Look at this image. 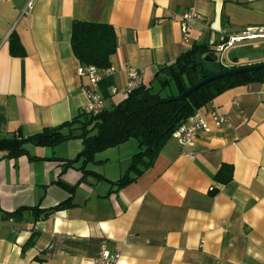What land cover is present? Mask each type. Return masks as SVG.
Listing matches in <instances>:
<instances>
[{
  "label": "crops",
  "instance_id": "0c3cea01",
  "mask_svg": "<svg viewBox=\"0 0 264 264\" xmlns=\"http://www.w3.org/2000/svg\"><path fill=\"white\" fill-rule=\"evenodd\" d=\"M27 2L0 0V139H26L84 112L83 88L92 87L76 74L74 20L115 30L116 49L94 88L105 110L127 96V66L143 69L142 85L177 94L164 67L195 43L212 47L225 67L264 62L222 56L264 38L216 51L231 35L264 29V0H34L30 11ZM191 10L198 18L184 32ZM196 110L209 131L187 147L169 137L121 186L141 150L135 138L85 161L79 138L27 141L14 158L0 146V264H94L103 246L119 253L117 264H264V80L224 89ZM212 111L227 122L216 126ZM222 165L232 169L226 183L216 180Z\"/></svg>",
  "mask_w": 264,
  "mask_h": 264
},
{
  "label": "trees",
  "instance_id": "16d2710c",
  "mask_svg": "<svg viewBox=\"0 0 264 264\" xmlns=\"http://www.w3.org/2000/svg\"><path fill=\"white\" fill-rule=\"evenodd\" d=\"M9 41L11 53H16L14 43ZM226 41V40H225ZM72 52L81 65H94L98 69L109 67V56L116 49L115 30L107 23H96L74 20L70 31ZM215 57L206 61V56ZM176 89L177 94H161L160 90H152L139 85L130 91L125 99L109 110L103 109L96 115L85 112L71 122L62 123L56 127L46 128L40 133L26 139L18 137L0 139V146L7 155L16 157L25 154L23 144L32 141L40 145H53L70 138L82 141L85 160L92 158L95 152L119 145L129 138H135L140 151L134 154L127 172L118 180V186L132 181L143 168L149 166L164 142L197 108L208 104L216 95L234 86L246 84L254 80H264V69L240 73L212 80L190 93L185 101H167L168 97L176 96L184 89L199 80L224 71L227 67L221 65L215 50L205 43H195L176 57L173 63L164 67ZM79 123L78 133L61 132L64 126ZM130 174L133 176L131 177ZM232 169L222 165L216 175V180L226 183L231 179ZM65 202L55 204L45 211L52 213L65 206Z\"/></svg>",
  "mask_w": 264,
  "mask_h": 264
},
{
  "label": "built area",
  "instance_id": "2783aa9c",
  "mask_svg": "<svg viewBox=\"0 0 264 264\" xmlns=\"http://www.w3.org/2000/svg\"><path fill=\"white\" fill-rule=\"evenodd\" d=\"M33 6L34 0H28L26 4V10L30 11ZM197 18L198 13L196 11H186L183 14L182 18V30L185 32L186 29ZM255 38H264V29H246L243 32H240V34L231 35L226 41L216 47V51L222 53L226 48L232 46L237 42H240L245 39ZM126 71L127 84L125 90L123 91L127 95L134 88L141 85V74L143 69L127 66ZM76 74L79 76L86 77L88 80V85L92 87L83 88V91L86 93L87 97L86 105H84V112L90 115H96L100 113L103 110V99L97 92H95L96 90L94 88L97 86L98 82L102 78L101 72L94 65H78V67L76 68ZM112 91L115 92V89H113ZM210 118L216 126L227 122L226 114H220L216 111H212V113H210ZM209 129L210 125L207 120V117L195 110L192 114L185 118V120L177 128H174L170 137L174 138L181 147H187L193 144L196 136L200 131H209ZM98 252L99 253L93 260L94 264H117L119 253L110 252L104 246Z\"/></svg>",
  "mask_w": 264,
  "mask_h": 264
},
{
  "label": "water",
  "instance_id": "95a60500",
  "mask_svg": "<svg viewBox=\"0 0 264 264\" xmlns=\"http://www.w3.org/2000/svg\"><path fill=\"white\" fill-rule=\"evenodd\" d=\"M214 59H215V57H211L209 55L205 57L206 61H212ZM218 60H219V63L222 65L221 58L219 56H218ZM261 69H264V62L245 65V66L227 67L226 70L220 71L217 73H213L212 75L210 74V76H207V77L199 80L197 83H195V84L189 86L188 88L184 89V91H182L178 95L168 97L166 100L167 101L174 100V101L182 102V101H185L186 97L190 93H192L193 91L198 89V87H200V86H202V85H204V84H206L212 80L222 78V77L232 76V75H236V74H240V73L261 70Z\"/></svg>",
  "mask_w": 264,
  "mask_h": 264
},
{
  "label": "rangeland",
  "instance_id": "374dc122",
  "mask_svg": "<svg viewBox=\"0 0 264 264\" xmlns=\"http://www.w3.org/2000/svg\"><path fill=\"white\" fill-rule=\"evenodd\" d=\"M223 60H229L234 57L242 58L245 57H258L264 56V45L256 44V45H236L222 53Z\"/></svg>",
  "mask_w": 264,
  "mask_h": 264
}]
</instances>
